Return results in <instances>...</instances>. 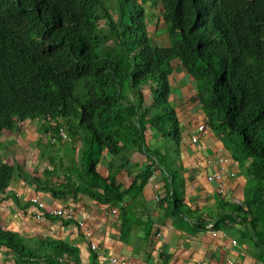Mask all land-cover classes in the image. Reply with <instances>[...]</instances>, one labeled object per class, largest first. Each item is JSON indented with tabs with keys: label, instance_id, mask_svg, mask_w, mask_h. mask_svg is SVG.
<instances>
[{
	"label": "trees",
	"instance_id": "16d2710c",
	"mask_svg": "<svg viewBox=\"0 0 264 264\" xmlns=\"http://www.w3.org/2000/svg\"><path fill=\"white\" fill-rule=\"evenodd\" d=\"M158 2L162 11L152 18L146 5ZM161 21L162 40L154 44L148 25L158 28ZM174 70L196 80L208 123L250 162L247 207L234 209L263 248L264 0H0V136L36 116L48 126L50 119L65 121L81 144L74 153L79 148L84 167L72 178L99 201L122 202L135 184L141 191L148 180L141 174L130 191H122L115 177L97 171L104 150L116 157L112 166L126 167L134 152L149 156L151 130L162 138L149 156L153 164L173 163L168 137L176 145L182 140L169 101ZM13 175L14 167L0 156V193ZM173 205L180 211L182 201ZM234 221L224 214L217 225ZM2 249L15 264H73L47 254L42 240L30 244L0 227Z\"/></svg>",
	"mask_w": 264,
	"mask_h": 264
},
{
	"label": "crops",
	"instance_id": "0c3cea01",
	"mask_svg": "<svg viewBox=\"0 0 264 264\" xmlns=\"http://www.w3.org/2000/svg\"><path fill=\"white\" fill-rule=\"evenodd\" d=\"M159 28L163 27L150 23L149 36L158 38ZM169 83V101L182 134L179 145L175 141L171 145L170 140L165 145L173 163L169 167V163L153 164L149 156L162 138L151 130L146 133L149 156L134 152L126 167L112 166L116 157L104 150L97 171L104 178L115 177L122 191H130L137 176L147 174L145 180L148 176L141 191L135 184L136 190L118 204L104 203L80 189L72 178L74 170L84 169L79 148L73 153L70 141L52 143V133L43 134L39 121H25L16 131L5 133L0 149H6L16 169L6 191L0 193V227L20 234L30 244L42 240L47 254L59 253L60 259L73 264H114L113 260L123 264H227L229 260L264 264V247L234 209L247 207L250 162L241 160L230 148L231 142L208 123L198 84L189 73L174 70ZM33 198L48 210L71 209L74 218L45 215ZM177 199L182 201L180 211L173 209ZM41 210L44 217L39 220ZM224 214L236 218L234 224L217 225ZM56 245L68 247L69 252L63 254L65 250ZM1 253L3 261L15 264L10 251Z\"/></svg>",
	"mask_w": 264,
	"mask_h": 264
},
{
	"label": "clouds",
	"instance_id": "9594fccd",
	"mask_svg": "<svg viewBox=\"0 0 264 264\" xmlns=\"http://www.w3.org/2000/svg\"><path fill=\"white\" fill-rule=\"evenodd\" d=\"M153 39L155 40V41H157V43L159 44L160 42H161V40L162 39H160V38H156L155 36L153 37ZM145 93H148L149 95H150V93H149V91L147 92H145ZM150 97H151V95H150ZM145 98H146V96H145ZM146 101L147 102H149V101H151V98H150V100L148 101L147 99H146ZM40 116H36V117H32V118H28V119H26L25 121H28V120H30V121H39L40 122V129L42 130V132H43V134H48V133H52V137L50 138V140H51V142L52 143H55V142H60L61 141V139H63V140H66V141H70V142H68L69 144H70V147L72 148V151H73V153H74V146H76L78 143L80 144V142H76V141H74L71 137H70V135H69V125H68V123H66L65 121H63V120H57V119H50V120H48V122H49V126H48V124H47V122L45 121V120H42L41 118H39ZM25 121H22V122H19L13 129H5L3 132H2V134H1V136H0V138L5 134V133H7V132H10V133H12V132H14V131H16L17 129H19V126L20 125H22ZM34 124H35V122H33ZM68 125V126H67ZM58 144V143H57ZM81 145V144H80ZM166 146H167V144H166ZM77 147H79V146H77ZM41 153V152H40ZM76 153V152H75ZM0 156L2 157V159L4 160V161H6V162H8L9 164H10V162H9V160H8V154H6V149H0ZM41 159H43V156H41ZM11 160V159H10ZM172 164V163H171ZM10 165H12V164H10ZM13 167H14V173H15V169H16V165L14 164V165H12ZM6 191V189L4 190V191H2L1 193H3V192H5ZM34 199H38V198H33L32 199V202H33V204L36 206V207H38V208H40L39 207V204L38 203H35L34 202ZM39 200V199H38ZM40 201V200H39ZM41 202V201H40ZM43 203V202H42ZM45 205V204H44ZM46 206V205H45ZM43 209V208H42ZM44 210L46 211V213H45V215H50L49 213H48V209H46L45 207H44ZM41 212H43V210H41ZM44 213V212H43ZM4 250H7V249H2V250H0V251H4Z\"/></svg>",
	"mask_w": 264,
	"mask_h": 264
},
{
	"label": "rangeland",
	"instance_id": "374dc122",
	"mask_svg": "<svg viewBox=\"0 0 264 264\" xmlns=\"http://www.w3.org/2000/svg\"><path fill=\"white\" fill-rule=\"evenodd\" d=\"M162 4L161 3H159L158 2V4L157 5H153V4H151V3H149L148 5H146V11H147V14L149 15V16H151L152 18H155L156 16H158L160 13H161V11H162ZM153 23V22H152ZM156 24V23H155ZM160 26V27H165V22L164 21H161L159 24H157V26ZM150 29H153L152 27L150 28ZM151 32V34L152 35H154L153 33H152V31H150ZM152 37H154V36H152ZM153 42H154V44H158L154 39H153ZM161 45V44H160ZM176 64V62H174V65ZM145 96H146V99L149 101L150 100V95L148 94V93H145ZM168 139L170 140L169 141V143L171 144V145H174V139L173 138H170V137H168ZM237 142H240L241 140H240V138H239V136H237V140H236ZM232 144V143H231ZM167 145H168V143H167ZM230 148H233V151H234V153L237 155V156H239L238 155V153H239V150L240 151H243V149L241 148V147H238L237 145H235V144H232V145H230ZM10 162H11V160H10V158L8 159ZM1 252H3V251H0V264H10L11 262H9V261H3V256H4V254L3 253H1ZM6 262V263H5Z\"/></svg>",
	"mask_w": 264,
	"mask_h": 264
},
{
	"label": "built area",
	"instance_id": "2783aa9c",
	"mask_svg": "<svg viewBox=\"0 0 264 264\" xmlns=\"http://www.w3.org/2000/svg\"><path fill=\"white\" fill-rule=\"evenodd\" d=\"M34 202L35 203H38L39 204V207L44 209V207H45L44 203L40 202L38 199H34ZM48 213L50 215H52V216L59 217V218H65L67 220H72L74 218V212L71 209H67V208L52 209V210H49ZM43 214H44L43 212H38V215H37L36 218L39 219V220H42L43 217H44ZM79 225L80 226H83L84 223L83 222H80ZM88 235H90V233H88ZM213 235L216 236L217 233L216 232H213ZM92 248L94 250H96L97 249L96 244L93 243L92 244ZM113 263L114 264H123L121 262H118L117 260H113ZM227 264H233V261L229 260L227 262Z\"/></svg>",
	"mask_w": 264,
	"mask_h": 264
},
{
	"label": "bare ground",
	"instance_id": "6f19581e",
	"mask_svg": "<svg viewBox=\"0 0 264 264\" xmlns=\"http://www.w3.org/2000/svg\"><path fill=\"white\" fill-rule=\"evenodd\" d=\"M28 256V255H27Z\"/></svg>",
	"mask_w": 264,
	"mask_h": 264
}]
</instances>
